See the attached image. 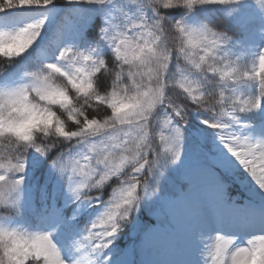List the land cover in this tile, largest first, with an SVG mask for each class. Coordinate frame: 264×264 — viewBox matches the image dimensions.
<instances>
[{
  "label": "snow or ice",
  "instance_id": "6c2138e0",
  "mask_svg": "<svg viewBox=\"0 0 264 264\" xmlns=\"http://www.w3.org/2000/svg\"><path fill=\"white\" fill-rule=\"evenodd\" d=\"M0 209V264H264V0H0Z\"/></svg>",
  "mask_w": 264,
  "mask_h": 264
},
{
  "label": "rangeland",
  "instance_id": "374dc122",
  "mask_svg": "<svg viewBox=\"0 0 264 264\" xmlns=\"http://www.w3.org/2000/svg\"><path fill=\"white\" fill-rule=\"evenodd\" d=\"M253 136H255L256 134L255 133H252ZM241 173L243 172V169H240ZM247 176V175H246ZM245 176V177H246ZM250 182V181H249ZM237 185L240 186L239 183H236ZM241 187V186H240ZM257 199H259V195L257 194ZM223 230L225 231H228V232H238L240 237H241V240L239 241V243L241 245L244 244V241L247 237H245L246 235V232L242 229H240L239 227H237L236 225H233L231 223H225L223 226H222ZM170 258L172 259H176V260H179L182 258L181 254L179 253V251H176Z\"/></svg>",
  "mask_w": 264,
  "mask_h": 264
},
{
  "label": "trees",
  "instance_id": "16d2710c",
  "mask_svg": "<svg viewBox=\"0 0 264 264\" xmlns=\"http://www.w3.org/2000/svg\"><path fill=\"white\" fill-rule=\"evenodd\" d=\"M196 123H199V121L197 120ZM244 175H246V174H244ZM230 193L233 196H241V195H243V193L235 185H231ZM7 215H10V213L4 211L3 209H0V216H7ZM122 242L125 243V244H128V243H130V240H129L128 237H125Z\"/></svg>",
  "mask_w": 264,
  "mask_h": 264
}]
</instances>
